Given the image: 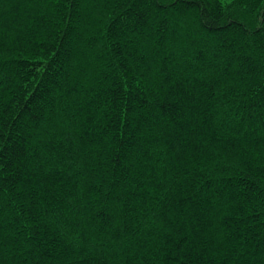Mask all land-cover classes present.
Instances as JSON below:
<instances>
[{
  "label": "trees",
  "instance_id": "obj_1",
  "mask_svg": "<svg viewBox=\"0 0 264 264\" xmlns=\"http://www.w3.org/2000/svg\"><path fill=\"white\" fill-rule=\"evenodd\" d=\"M0 264H264V0H0Z\"/></svg>",
  "mask_w": 264,
  "mask_h": 264
},
{
  "label": "snow or ice",
  "instance_id": "obj_2",
  "mask_svg": "<svg viewBox=\"0 0 264 264\" xmlns=\"http://www.w3.org/2000/svg\"><path fill=\"white\" fill-rule=\"evenodd\" d=\"M159 2L162 3L166 9L168 7L178 8L181 5H183L185 9H190L196 5L199 0H159ZM203 22L207 27H211L213 24L212 20L206 15L203 16Z\"/></svg>",
  "mask_w": 264,
  "mask_h": 264
}]
</instances>
